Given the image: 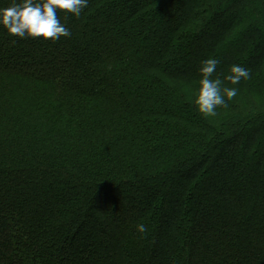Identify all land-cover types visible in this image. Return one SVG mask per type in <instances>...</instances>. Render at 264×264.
I'll return each mask as SVG.
<instances>
[{
	"label": "trees",
	"instance_id": "obj_1",
	"mask_svg": "<svg viewBox=\"0 0 264 264\" xmlns=\"http://www.w3.org/2000/svg\"><path fill=\"white\" fill-rule=\"evenodd\" d=\"M57 15L70 37L0 27V264H264V0ZM208 57L238 92L205 117Z\"/></svg>",
	"mask_w": 264,
	"mask_h": 264
},
{
	"label": "clouds",
	"instance_id": "obj_2",
	"mask_svg": "<svg viewBox=\"0 0 264 264\" xmlns=\"http://www.w3.org/2000/svg\"><path fill=\"white\" fill-rule=\"evenodd\" d=\"M88 2L89 0H12L9 6L0 7V27L8 35L21 39L42 37L59 40L61 37H70V30L58 18V10L79 17L82 10L88 7ZM219 63L216 58L208 57L201 62L199 68L201 79L194 102L199 113L205 117L214 116L217 107L226 106V99L231 101L237 96V88L222 87L221 79L213 78ZM229 73L224 79L233 85L250 78L249 70L239 64L231 65ZM136 231L145 233L146 225L137 224Z\"/></svg>",
	"mask_w": 264,
	"mask_h": 264
},
{
	"label": "rangeland",
	"instance_id": "obj_3",
	"mask_svg": "<svg viewBox=\"0 0 264 264\" xmlns=\"http://www.w3.org/2000/svg\"><path fill=\"white\" fill-rule=\"evenodd\" d=\"M173 16L176 18L177 17V12L173 13ZM215 23V22H214Z\"/></svg>",
	"mask_w": 264,
	"mask_h": 264
}]
</instances>
